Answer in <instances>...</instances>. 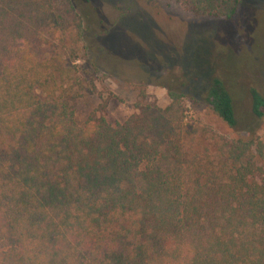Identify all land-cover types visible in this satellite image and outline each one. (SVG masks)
Here are the masks:
<instances>
[{
    "label": "trees",
    "instance_id": "1",
    "mask_svg": "<svg viewBox=\"0 0 264 264\" xmlns=\"http://www.w3.org/2000/svg\"><path fill=\"white\" fill-rule=\"evenodd\" d=\"M174 1L224 18L239 3ZM81 23L70 0H0V264H264V96L249 89L245 138L187 118L176 88L163 107L78 123L90 83L66 66L84 50ZM209 74L182 85L200 77L234 128L232 97Z\"/></svg>",
    "mask_w": 264,
    "mask_h": 264
},
{
    "label": "rangeland",
    "instance_id": "2",
    "mask_svg": "<svg viewBox=\"0 0 264 264\" xmlns=\"http://www.w3.org/2000/svg\"><path fill=\"white\" fill-rule=\"evenodd\" d=\"M70 2L80 15L84 50L66 67L90 83L74 101L78 123L91 112L121 122L137 112V102L165 106L167 89L176 88L187 118L230 138L248 136L249 89L264 96V0H239L229 18L195 15L174 0ZM41 46L48 55L50 47ZM206 71L231 95L236 127H226L206 106L200 77L182 85ZM255 136L264 142V115Z\"/></svg>",
    "mask_w": 264,
    "mask_h": 264
}]
</instances>
